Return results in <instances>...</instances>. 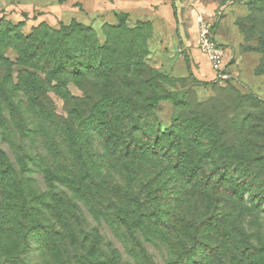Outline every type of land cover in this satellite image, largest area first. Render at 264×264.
Returning a JSON list of instances; mask_svg holds the SVG:
<instances>
[{
    "label": "rangeland",
    "instance_id": "374dc122",
    "mask_svg": "<svg viewBox=\"0 0 264 264\" xmlns=\"http://www.w3.org/2000/svg\"><path fill=\"white\" fill-rule=\"evenodd\" d=\"M219 8L232 85L190 73L195 13ZM11 27L95 71L19 58ZM0 54V264H77L82 241L117 264H264V0H0Z\"/></svg>",
    "mask_w": 264,
    "mask_h": 264
},
{
    "label": "trees",
    "instance_id": "16d2710c",
    "mask_svg": "<svg viewBox=\"0 0 264 264\" xmlns=\"http://www.w3.org/2000/svg\"><path fill=\"white\" fill-rule=\"evenodd\" d=\"M8 33H11L13 36V43H14V49L18 54L19 58H28V59H33L36 55V53L43 48H49L51 50H53L54 56L59 57V61H57V63L55 64L56 68L55 69L56 73H58L59 75L65 76V77H73L75 78L76 74H81V73H93L95 71V69L93 68V65L88 64L86 67L84 66H77L75 65V60L74 58H70L72 60V62L68 63L67 60L63 57L62 54H60V52L58 53V46L57 44L54 42V33L51 32L49 29L46 28H40L37 29L33 35L29 36V37H24L18 30L16 27H11L8 31ZM35 49L33 50H29L28 47L31 45H34ZM3 60H5L3 58V56L0 54V62H3ZM101 69H105L103 66L100 67L99 71H101ZM22 76L19 75L17 80L19 78H21ZM216 84V83H215ZM228 84L232 85L231 82H228ZM234 86V85H233ZM154 93L156 94L155 90ZM163 99L159 98L157 96V94L155 95V97H153V100L148 103L147 105H145L143 111L145 114H149L152 112L153 108L157 107L160 102ZM206 105V104H205ZM216 106V104H214ZM239 107L240 109L243 108V104L236 102L234 107ZM175 107L180 108L181 110H186V109H190L192 108L195 111H198L200 109L204 108V105H201L200 103L197 102H186V101H182V100H178L176 102ZM129 116V115H127ZM138 126V124L135 123V127ZM178 139H180L179 137H175ZM160 143H157V147H153L151 149L150 152L154 153L156 150H160L161 147H158ZM127 148H130V146H128ZM146 148V147H145ZM134 149L131 150V152H133ZM161 159H163V157H161ZM83 166L86 168L85 163H83ZM161 173V172H160ZM212 180V179H211ZM237 183L239 185H241V189L242 191H245L246 188L248 187V183L246 181L245 177H241L238 179ZM261 198L264 197V194L260 195ZM212 219H216V221H218L219 219H223L224 216L223 215H211ZM122 223H127V220L125 219H121ZM129 227V226H128ZM132 228V230H134V228L136 227V223H133L132 226H130ZM80 247L82 249H86V252L84 253L83 256H79L77 259V264H117L114 261V254H110V255H106L103 254L101 252H96V249H94L93 247H88L86 245L85 241H82L81 243H79ZM9 260H14V257H10L8 259Z\"/></svg>",
    "mask_w": 264,
    "mask_h": 264
},
{
    "label": "built area",
    "instance_id": "2783aa9c",
    "mask_svg": "<svg viewBox=\"0 0 264 264\" xmlns=\"http://www.w3.org/2000/svg\"><path fill=\"white\" fill-rule=\"evenodd\" d=\"M223 15V9L204 10L198 9L195 13L194 22L197 27V49L206 57L214 74L213 82H233L229 75L228 49L216 35V28Z\"/></svg>",
    "mask_w": 264,
    "mask_h": 264
},
{
    "label": "crops",
    "instance_id": "0c3cea01",
    "mask_svg": "<svg viewBox=\"0 0 264 264\" xmlns=\"http://www.w3.org/2000/svg\"><path fill=\"white\" fill-rule=\"evenodd\" d=\"M190 73L199 81H212L214 74L206 57L198 53L193 54Z\"/></svg>",
    "mask_w": 264,
    "mask_h": 264
}]
</instances>
